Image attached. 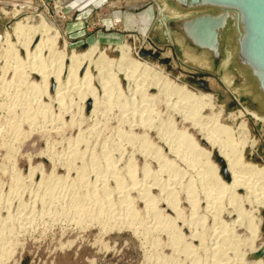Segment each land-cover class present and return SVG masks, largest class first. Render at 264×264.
Here are the masks:
<instances>
[{
	"label": "rangeland",
	"instance_id": "1",
	"mask_svg": "<svg viewBox=\"0 0 264 264\" xmlns=\"http://www.w3.org/2000/svg\"><path fill=\"white\" fill-rule=\"evenodd\" d=\"M87 1L90 0H0V193L5 192L3 196L11 193L12 196H10V206L0 209V225L6 229L7 237L12 236L5 239L4 245L7 247H0V264H214L216 257L212 246L216 239H219V226L223 225L227 228L225 233H229L227 239L231 237L226 240L224 247L228 248L230 244L229 247H240L239 244L242 243L240 240H243L244 244L251 236L247 217L253 215L262 218L264 222V207L259 206L255 195L245 187H239L236 189L238 200H232L235 198L228 193L222 199L224 203L220 202L214 207L217 208L216 210L206 207L208 203L205 199V188L202 187V183L205 182L204 172L200 173L202 169L200 162L190 159L191 156L188 162L176 157V154L169 152L168 146L158 137L154 129L151 131L142 123L139 124V116L131 117L132 113L129 114L125 105L128 104L132 85L125 80L124 75H120L122 86L111 85L113 87L110 89L111 92L105 93L100 71L92 67L94 74L92 84L83 88H86V91L89 87L94 88L104 105L112 104L110 107L108 104L106 108L100 107V110L93 111V97L83 110V101L80 100L76 90H70L69 97L65 99V103H62L55 98L56 83L49 93L36 92L30 90L28 82L24 81L25 78L16 72L21 68L30 70L27 67L29 65L26 51L18 43L11 29L20 15L31 16L36 23L44 15L48 23L61 31L62 45L67 40L69 53L72 50L84 52L97 43L101 49L107 50L109 58L115 60L120 56L116 48L123 43L131 44L133 42L131 35H147L153 31L157 9L150 17L127 15L126 21L134 20V23L128 24L114 16L120 8L112 5L113 0H98L96 6L94 3L85 4ZM127 11L133 14L140 13L134 9ZM154 38L163 48L162 57L171 58L170 66L160 63L154 57L142 56V58L163 68L179 83H186L200 92L213 94L218 105L216 111L222 109L225 112L222 119L224 124L237 128L245 119L249 124L251 137L258 142L255 147H248L247 160L264 164V124L249 114L238 117L235 121L231 120L230 114H239V110L243 109L239 106H230L232 97L221 80L216 76L206 77L212 88L211 91H204L192 84L189 81L191 73H200V71L183 61L177 46H165L159 43V37L154 36ZM9 43H15V48L20 50L21 62L15 61L14 51ZM152 47L154 49L153 45ZM99 55L100 53L96 52L94 59ZM67 68L64 69V81L68 78L69 68ZM114 71L117 72V69L114 68ZM33 78L40 81L41 75L34 73ZM160 109L164 113L168 111L162 102ZM27 113L37 115L28 118ZM177 119L179 122L180 118ZM17 127L20 128L18 133ZM188 127L198 142L205 144L206 140L200 129L189 125ZM43 128L45 131L55 132L49 137L44 133ZM144 132L147 133L150 141L164 149L168 158L175 160V168H180L184 175V183L193 178L199 203L193 207L187 200L185 189L178 187L177 201L180 213L166 202H160L158 207L168 222V229L161 228L157 225L154 215L147 210L144 199L139 198L138 193L133 191L130 197L131 205L138 213L134 223L129 225L122 222L111 227L107 222L111 221L113 216L97 214V206L94 203L98 195L109 198L114 209L121 201L120 195L115 191L119 180L115 178V174L106 169L116 166L117 174L123 179L121 183L125 185L132 183L126 173L130 161H134L137 167L138 183L143 182V164L146 161L151 165L149 166L152 171L161 169L155 159L147 157V150L141 148ZM208 149L213 151L214 161L222 164L223 167L225 160L220 157L218 147L208 144ZM143 153L145 155H142ZM168 172L161 173L164 174L163 178L166 177L163 181L165 183L170 177L174 178V170ZM223 176L229 181L230 176L228 178L225 174ZM17 179L21 181L18 182L20 185H17ZM103 183H107V191L110 189L108 194L102 193ZM152 192L154 196H160L158 186H155ZM81 193L86 199L84 206H89L85 215L76 211L78 201L75 199H78ZM213 193L211 198L217 194V191L214 190ZM239 205L245 216L239 215L236 211ZM117 216L120 217V213ZM239 220L240 222L243 220V223ZM22 225H26L27 228L20 230L19 226ZM12 226L15 227L14 231ZM215 227L219 230H214ZM4 229L0 231L4 232ZM9 231L14 234L9 235ZM261 233L264 237V225ZM177 234L181 239L179 242H173ZM186 242H189L191 247H185ZM2 249H6V252ZM229 252H231L229 264H255L252 262L255 258L253 260L245 258L241 263L239 259L237 261L236 251L233 248Z\"/></svg>",
	"mask_w": 264,
	"mask_h": 264
},
{
	"label": "bare ground",
	"instance_id": "2",
	"mask_svg": "<svg viewBox=\"0 0 264 264\" xmlns=\"http://www.w3.org/2000/svg\"><path fill=\"white\" fill-rule=\"evenodd\" d=\"M41 16L42 15H40V17ZM16 19L17 20L12 25L11 29L14 35L18 39V43H20V45L26 51L25 54H27V60H28L27 63L29 65L27 67L30 68L29 71L25 70V68H21L16 70V72H18V74H20L22 77L25 78L24 81L28 82V88L30 90H35L36 92H41V93L42 92L49 93V91L52 88H54V84L56 83L57 87H55L54 90H56L55 98L57 100H59L62 103H65L64 102L65 99L69 97V91L73 89L76 90L75 92L79 95L80 100L83 101L82 102L83 110H85V108L90 104V100L93 97L94 98L93 111H95L100 107L106 108L109 103L107 104L105 102L107 105H104V103H102L99 100L94 88L89 87L88 91H86L87 90L86 88L85 89L83 88L84 86L88 87L91 86L92 84V81L94 79V74L92 73V67H95L100 71V75L103 78V88L105 93L111 92L110 89L113 88L111 87V85L112 86L116 85L118 87L122 86L120 75H124L125 80L128 81L130 85H132L131 88L132 92L129 96L130 98L128 99V104L125 105V109L129 111V114L132 113L131 117L132 115L133 117L139 116L140 119L139 124L142 123L145 127H148L147 129L151 131L154 129L155 132H157L158 137H160V139L166 144V146H168L169 152L176 154V157L185 160L186 162H188V160L190 159H193L196 162H200L199 165H201L202 168L200 170L201 171L200 173L204 172L203 179L205 180V182L202 183V187L204 186L205 188L203 189L205 190L204 193H205L206 203H208L206 207H212V208L216 207L218 203L222 202L223 197L228 193H231L232 194L231 197L235 198V199L231 198L232 200H238V197H236L237 196L236 189H238L239 187L241 188L245 187L246 189H248L252 195H255L256 202L259 204V206L264 207V164H256L247 160L248 147L249 146L255 147L258 143L257 140L253 139L251 137V134L249 133V128H248L249 124H247L245 119L242 120V122H240L241 124L237 128H234L231 125L224 124L222 122V119L224 117L225 112L219 108H218L219 110L216 111L218 105L213 94L209 92L208 93H204L202 91L200 92L199 90L191 88L186 83H179L176 79L171 78L170 74H168L163 68L158 67L156 64L148 61L147 59L142 58V56L140 55L141 50L144 48L153 49L152 47L153 44H156V46L153 45L154 50L156 49L155 47L163 49L158 45L154 36L151 35L152 34L151 32L147 35H140V34L131 35V38L133 39L132 42L133 44L123 43L118 48H116L119 50L120 56L118 59L115 60V59H111V57L109 58L106 53L107 50L101 49L97 43L95 45H92L88 50L84 52H78L76 50H72L69 53L67 40L64 41L62 45L61 31H59L57 28L53 27L50 23H48L47 19L44 18V15L43 18H41V20L38 23L34 22V20L31 19V16L22 17V15H20ZM10 45L12 47V50L14 51L13 55L14 58L16 59L15 61L21 62L22 59L19 55L20 50L18 48H15V43L14 44L12 43ZM12 50L10 52H12ZM96 52L100 53V55L98 56L97 59H94V55ZM46 53L48 54L46 55ZM162 53L163 52H161V54ZM66 67L69 68V69L67 68L69 70V73L67 74L68 78L66 77L67 80L64 81L63 74H64V69ZM114 68L117 69V72L114 71ZM34 73L41 75L40 81H36V79L33 78ZM153 90H157V91L153 93L152 92ZM109 99L110 101L112 100L111 97ZM161 102L162 104L164 103L166 108L168 109V111L165 112L166 114L162 111V109H160ZM110 105L112 104L110 103L109 107ZM207 110H209L208 113L204 114L205 111ZM124 114L126 115V113ZM237 114L236 115L230 114L229 118L235 121V119H237L238 117H245L246 115H248V113L244 110H239V114L238 115ZM27 115L28 118H30L36 116L37 114L27 113ZM177 118H180L179 122ZM126 121L129 120L127 119ZM188 125L193 128L200 129V131L203 133V136L205 137L206 140L205 144L201 143L200 141L198 142L196 136L192 132H190ZM53 128L54 127L52 126L51 129ZM16 131L18 133L20 131V128L17 127ZM54 132H52V130L45 131L44 129V133L49 137ZM144 135H143L144 140L141 141L142 142L141 148L143 147L142 150H147L146 151L147 157H152L153 159H155L158 165L161 166V169L158 171L153 170L154 171L153 172L152 169H150L151 165L146 161L145 164H143L144 165L143 182L139 180L140 183H138L137 167L135 166L134 161H130L129 167L127 168V172H126L128 173L127 176L129 180H131L132 182V183H128L130 186L121 183L123 179L119 174H117L118 171L116 169L117 168L116 166H110V168L106 169V171L110 170L111 173L115 174V178L119 180L118 187L116 188L115 191H117L118 194L120 195L121 201H119L120 198L118 195L119 205L116 207V209H114L112 206V202L109 198H105V197L103 198L96 193L98 196L95 197L94 203L97 206V210H98L97 214H101V215L107 214L111 217L113 216V219L111 221L109 220L110 218L108 216L109 221L107 223L111 227H114L122 222L129 225L134 223L138 213L134 208V206L131 205L130 197L133 191L138 193L137 195L139 198L144 199L147 210L149 211L150 214L154 215L157 225L161 228H167L168 222L167 219L163 217L162 210L160 209V207H158L160 202L162 201L166 202L168 206H170L175 211H177V213H180V210L178 208V201H177L178 200L177 193H179L178 187L181 186L183 190L185 189V191L187 192V200L192 204L193 207L197 206L199 203V199L197 197V189L193 178H190L186 183H184L183 182L184 175H182L180 168L179 169H177V167L175 168V164H176L175 160L168 158L162 147L158 146L153 141H150L149 136H147V133L145 134L144 132ZM55 136L56 135L54 134L53 137ZM129 141H127V143ZM208 144H212L213 147H218V149L220 150V157L221 158L223 157V159L225 160L224 165L227 170V176H230L229 181H227L226 178H224L223 176V174L225 173L222 164H219L214 161L215 157L213 156V151L208 149ZM51 152L53 153V151ZM134 153L136 152H133V154ZM142 155L145 154L143 153ZM189 156H191V158ZM65 160H67V158ZM173 170H174V178L171 179V177L169 178L167 176L170 181L172 180V182H170L168 179L166 183L163 182L165 180L164 178L166 177L163 178L164 174L161 173L164 171L165 172L169 171L168 173H170V171L172 172ZM152 176L153 178H150ZM19 178L20 177H18V179ZM18 179L16 180L17 185H20L18 184V182H21L19 181L21 179L19 180ZM126 182H128V180ZM106 184L107 183L105 184L103 183L101 185L102 187L101 189L103 191L102 193L108 194L109 193L108 191L110 189L107 191ZM155 186H158L159 195H160L159 197L153 195L152 191L155 188ZM214 190L217 191V194L215 193L216 195L213 196V198H211L212 195L214 194L213 193ZM112 191L114 190L112 189ZM3 193H0V209L8 208L10 206L11 193L8 195L5 194L6 196H3L4 195ZM82 195L83 194L81 193V196L78 197V199H75L78 201V206L76 208V211L78 213H83L85 215L88 209L87 207L89 206L87 207L84 206V201L86 199L82 197ZM233 204H235V202ZM221 206L223 207L224 205ZM221 206L219 207L221 208ZM219 207H218V211H219ZM236 211L239 212V215L245 216L244 215L245 212L242 210L240 205L238 206ZM118 212L121 215L120 217L117 216V214H119ZM247 218H248L247 221L248 228L251 231V236L249 239H246L244 244H243V240H240L242 241V243L239 244L240 247L239 246L236 247L235 245H234L235 247H229L231 244L228 246V248L224 247L227 242L226 240L230 239L231 237L227 239L229 233L225 234L227 232V228L222 225L224 223L221 224L222 226H219L220 227L219 235L217 234L219 236V239L217 238L218 239L217 240L215 237L216 241L213 243L212 246L214 257H216V259H214V264H229L228 260L230 259V253H231L229 252V250L231 248H233L236 251L235 254L237 256V261L239 259V262L241 263L244 262L245 258L253 260V258H255L254 257L255 253L259 252L262 249L264 250V237L261 235L262 234L261 229L264 225L263 219L257 218L256 216L253 215H249ZM240 223H243V220ZM12 228L14 231L15 227L12 226ZM19 228L20 230H24L27 227L26 225H22L19 226ZM216 228L217 227H215L214 230ZM1 229H4V227L0 228V230ZM5 230L6 229H4V232L3 230L0 231V247H7L4 245L5 239L12 237V236L7 237V233L5 234L6 232ZM10 234H14V233H12V231L11 232L9 231V235ZM214 236L212 237L214 238ZM180 239L181 236L177 234L175 235L173 242L176 241L179 242ZM235 243L236 242H234V244ZM185 244H186V246L184 245L185 247H191V244L189 242H186ZM236 245L238 244L236 243ZM6 249H2V250L5 251ZM225 260L227 261L225 262ZM252 262H254L255 264H264V255H262L259 258H255V260H253Z\"/></svg>",
	"mask_w": 264,
	"mask_h": 264
},
{
	"label": "water",
	"instance_id": "3",
	"mask_svg": "<svg viewBox=\"0 0 264 264\" xmlns=\"http://www.w3.org/2000/svg\"><path fill=\"white\" fill-rule=\"evenodd\" d=\"M151 1L158 8L151 35L177 46L183 61L200 71L189 81L211 91L206 77H218L232 97L230 106L264 124V0ZM161 50L144 48L140 55L170 66ZM223 170L227 176L225 165ZM262 255L263 249L254 257Z\"/></svg>",
	"mask_w": 264,
	"mask_h": 264
},
{
	"label": "crops",
	"instance_id": "4",
	"mask_svg": "<svg viewBox=\"0 0 264 264\" xmlns=\"http://www.w3.org/2000/svg\"><path fill=\"white\" fill-rule=\"evenodd\" d=\"M97 1L98 0H90V1L85 2V4L86 3H94V5L96 6L95 3ZM112 5H114V7L120 8V10L115 12L114 16H117V17L123 19L128 24L134 23V20H132V22L128 21V20L126 21L125 18L128 19L127 15H129V14L131 16L132 15H134V16H138V15L145 16V15H147L150 17L151 15L155 14L156 9L158 10L157 5L153 1L151 2L150 0H113ZM130 9L131 10L134 9L135 11H139L140 13L133 14V12L127 11ZM157 14L155 16V21H156ZM135 23H137V21H135Z\"/></svg>",
	"mask_w": 264,
	"mask_h": 264
}]
</instances>
